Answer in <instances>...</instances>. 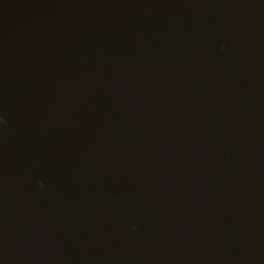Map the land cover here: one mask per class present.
<instances>
[{
  "label": "water",
  "instance_id": "1",
  "mask_svg": "<svg viewBox=\"0 0 264 264\" xmlns=\"http://www.w3.org/2000/svg\"><path fill=\"white\" fill-rule=\"evenodd\" d=\"M0 264H264V0H0Z\"/></svg>",
  "mask_w": 264,
  "mask_h": 264
}]
</instances>
